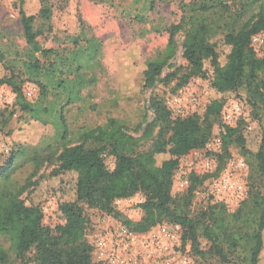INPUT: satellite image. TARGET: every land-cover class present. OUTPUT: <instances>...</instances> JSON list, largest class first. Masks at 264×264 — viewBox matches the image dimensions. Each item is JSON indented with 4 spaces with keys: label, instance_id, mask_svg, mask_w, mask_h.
Here are the masks:
<instances>
[{
    "label": "trees",
    "instance_id": "obj_1",
    "mask_svg": "<svg viewBox=\"0 0 264 264\" xmlns=\"http://www.w3.org/2000/svg\"><path fill=\"white\" fill-rule=\"evenodd\" d=\"M17 2L29 47L24 67L29 80L40 86L41 97L36 103L28 101L23 93V81L15 75L0 79V86H11L19 108L43 120L41 112L50 113L42 107L50 85H57L67 92L68 103L80 98L82 81L77 77L57 78L59 67L67 68L70 73L74 68L79 73L84 60L97 58L101 45L95 39H86L87 46L83 49L80 46L68 58L53 49L43 48L38 37L44 31L35 28L37 15L26 11L25 0ZM182 5L180 21L165 27L169 35L165 48L147 61L144 86L156 87L163 70L177 54V36L182 34V55L188 70L180 76L176 86H183L191 77L206 83L212 98L204 115L195 113L173 119L165 100L156 95L150 100L155 116L140 137L129 134L125 125L111 118L104 126L84 131L80 135L81 142L70 145L66 123L60 112L57 142L47 144L35 153L32 160L37 169L29 181L44 161L58 162V169L52 176L71 178L74 190L72 198L58 199V209L65 222L54 227L44 222L41 203L45 199L37 200L34 196L40 183L34 185L35 188L25 198L22 196L31 183L11 187L10 174L19 152H24L19 149L0 168V264H12L11 253L22 259L31 250H34V264H99L94 261L93 248L86 238L90 223L88 211L91 209L113 213L138 233L147 232L162 223L179 224L183 229V240L191 241L193 250L201 255L213 254L224 263H261L264 255V190L252 189L236 210L231 211L220 203L209 204L196 217H191L189 206L194 190L206 177L193 175L191 185L180 197H173L172 186L180 158L203 148L209 141L214 125L220 120L225 103L224 92L244 88L254 118H264V57L258 56L251 46L253 36L264 31V0H191ZM51 15V7L43 5L40 16L49 21ZM135 16L137 20L145 21L143 13ZM218 33L223 34L226 44L222 52L214 42ZM73 42L78 46L80 37L75 36ZM37 53L46 60L41 61ZM52 54L54 59L47 63ZM42 77L48 82H43ZM168 79L167 75L165 80ZM11 117L12 113L0 110V130ZM241 125L223 127L224 150L233 143L245 144ZM157 126L160 129L153 147L142 150V141L150 137ZM88 140L102 145L89 148L86 146ZM104 151L115 159L114 169L106 165ZM248 164L251 177L256 174L264 179V128L261 144ZM222 165L221 162L220 167ZM138 192H143L146 197L140 204L141 219L133 221L117 210L116 201L133 197ZM200 239L210 244L208 250L201 249Z\"/></svg>",
    "mask_w": 264,
    "mask_h": 264
},
{
    "label": "rangeland",
    "instance_id": "obj_2",
    "mask_svg": "<svg viewBox=\"0 0 264 264\" xmlns=\"http://www.w3.org/2000/svg\"><path fill=\"white\" fill-rule=\"evenodd\" d=\"M189 1L191 0H25L26 11L37 15L35 28L44 31L38 37L43 48L53 49L60 52L64 58H68L80 46L82 49L87 46L86 39H95L100 42L101 50L95 60L83 61L79 73L75 72L74 68L70 73L67 68L59 67L57 78L77 77L82 81L80 98L68 103V93L57 85H50L42 102V107L50 112L47 114L41 112L44 121L19 108L17 96L11 86L6 84L0 86V110L6 114L12 113L8 124L0 130V147L7 149L0 152V168L19 149L24 150L23 153L18 151L15 168L10 174L11 187L31 183L23 198L35 188L34 185L39 183L40 186L34 196L36 195L37 200L45 199L41 205L46 203L47 199H52L53 209H56L59 198L67 199L74 196L71 178L62 179L59 176H52L58 169L56 161L51 163L44 161L38 173L29 181L30 176L37 169L32 160L35 153L41 151L47 144L57 142L56 134L60 129L57 122L60 112L66 123L70 145L80 143V135L84 131L104 126L111 118L125 125L129 134L140 137L155 116L150 108V100L156 95L166 100L171 94H193L199 102L198 114L204 115L212 98L206 83L199 78L191 77L183 86H176L180 76L188 70L187 62L182 55V34L177 36V54L170 65L163 70L156 87L144 86L148 59L155 58L165 48L169 37L165 27L180 21L182 3ZM45 4L52 10L49 21L40 16V10ZM139 13L145 15V21L135 18ZM75 36L81 39L78 46L73 42ZM223 39L222 33H218L214 38L219 52L225 49L226 44ZM28 53L29 47L23 34L19 3L17 0H0V55L3 56L0 60V79L15 75L19 81H23V93L29 87L34 88L35 98L32 100L25 98L31 103H36L41 97V88L28 78L29 73L24 67ZM36 56L41 61L46 60L40 53ZM53 59L54 54L47 63ZM167 75L169 79L165 80ZM41 80L48 82L45 77ZM74 91H77V88H74ZM223 97L225 101L237 97L246 102L253 130L247 128L246 122L241 123L245 144H231L219 157L220 164L224 163L232 153L244 157L249 163L261 144L264 118H254L252 107L248 102V93L244 88L224 92ZM159 129V126L155 127L152 135L142 141V150L153 147ZM101 145L93 140L86 142L89 148ZM103 156L108 168L114 169L115 159L105 151ZM248 188L250 192L252 189L264 190V179L256 174L251 177L250 170ZM202 190V185L194 190L189 206L191 217H196L200 211L208 208L209 204L202 199ZM184 194L185 192L172 195L176 198ZM145 197L143 192H138L133 197L120 199L116 208L128 219L139 221L142 217L140 204ZM91 210L88 214L93 216ZM53 222L64 223L65 218L54 212L45 219L47 225ZM4 244L6 247L9 246L6 241ZM190 247L194 264H233L224 263L213 254L197 253L193 250L191 241ZM200 247L206 251L210 244L200 239ZM11 263L34 264V250L22 259L16 258L11 253ZM260 264H264V255Z\"/></svg>",
    "mask_w": 264,
    "mask_h": 264
},
{
    "label": "built area",
    "instance_id": "obj_3",
    "mask_svg": "<svg viewBox=\"0 0 264 264\" xmlns=\"http://www.w3.org/2000/svg\"><path fill=\"white\" fill-rule=\"evenodd\" d=\"M251 46L258 56L264 57V31L254 35ZM25 97L32 100L36 93L33 87L25 90ZM165 104L173 119L185 118L198 113L199 102L193 94L168 95ZM246 122L253 130L246 102L241 98L225 101L220 121L212 135L201 149L193 150L180 158L174 172L172 194L176 196L187 191L192 176L206 177L202 183V199L207 204H224L229 210H236L250 194L247 160L232 153L220 167L219 157L224 152L223 127L236 128ZM7 151V149H5ZM0 147V152L5 151ZM121 200L116 201V206ZM56 206V205H55ZM44 222L54 212L52 199L42 205ZM86 238L93 248L92 255L99 264H194L190 241L183 240L181 225L162 223L146 233L132 231L125 222L113 213L92 209ZM57 223L49 224L51 227Z\"/></svg>",
    "mask_w": 264,
    "mask_h": 264
},
{
    "label": "crops",
    "instance_id": "obj_4",
    "mask_svg": "<svg viewBox=\"0 0 264 264\" xmlns=\"http://www.w3.org/2000/svg\"><path fill=\"white\" fill-rule=\"evenodd\" d=\"M123 200V199H122Z\"/></svg>",
    "mask_w": 264,
    "mask_h": 264
}]
</instances>
